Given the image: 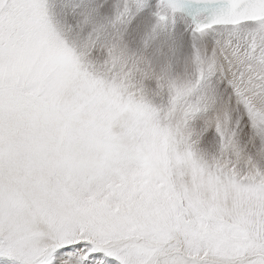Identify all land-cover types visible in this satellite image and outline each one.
Returning <instances> with one entry per match:
<instances>
[{"label": "snow or ice", "instance_id": "snow-or-ice-1", "mask_svg": "<svg viewBox=\"0 0 264 264\" xmlns=\"http://www.w3.org/2000/svg\"><path fill=\"white\" fill-rule=\"evenodd\" d=\"M0 264H264V0H0Z\"/></svg>", "mask_w": 264, "mask_h": 264}]
</instances>
